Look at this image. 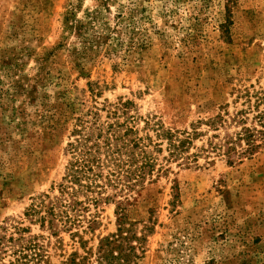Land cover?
I'll use <instances>...</instances> for the list:
<instances>
[{"label": "rangeland", "instance_id": "rangeland-1", "mask_svg": "<svg viewBox=\"0 0 264 264\" xmlns=\"http://www.w3.org/2000/svg\"><path fill=\"white\" fill-rule=\"evenodd\" d=\"M256 91L264 0H0V256L14 237L38 243V264H101L105 239L125 227L136 235L121 243L135 248L125 264H264V147L235 164L172 163L121 222L112 201L79 207L82 221L56 232L26 214L60 196L83 125L205 131ZM125 101L124 114L108 115Z\"/></svg>", "mask_w": 264, "mask_h": 264}, {"label": "trees", "instance_id": "trees-1", "mask_svg": "<svg viewBox=\"0 0 264 264\" xmlns=\"http://www.w3.org/2000/svg\"><path fill=\"white\" fill-rule=\"evenodd\" d=\"M129 104V101L116 103L108 115L119 110L124 114ZM126 123L93 121L78 128L66 148L70 160L58 184L60 196L47 203L41 200L26 214L38 215L36 220L47 223L56 232L59 225L68 228L82 221L77 214L79 207L90 210L92 205L97 207L101 202L112 201L117 202L116 212L121 222L134 194L146 183L166 174L172 163L190 168L199 166L203 156L208 163L215 156H222L230 164L251 158L264 147V92L249 93L240 108L233 112L225 109L208 119L204 122L208 127L205 131L197 125L185 130L158 125L154 135H139L135 125ZM203 136L205 143L196 146L195 141ZM80 194L85 197L83 201L78 199ZM91 221L92 218L88 220ZM131 236L136 235L129 236L128 228L118 227L117 233L106 238L108 249L100 247L101 264L103 261L125 264L135 248L131 246L128 252L121 243ZM8 239L19 241V245H12L10 253L8 249L3 252L10 258L6 261L5 255H1L0 264H38L43 259L37 242ZM4 240L7 241L6 236H1L0 243ZM117 242L120 245L115 249Z\"/></svg>", "mask_w": 264, "mask_h": 264}]
</instances>
